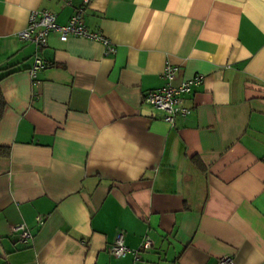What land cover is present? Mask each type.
Listing matches in <instances>:
<instances>
[{
    "label": "crops",
    "instance_id": "1",
    "mask_svg": "<svg viewBox=\"0 0 264 264\" xmlns=\"http://www.w3.org/2000/svg\"><path fill=\"white\" fill-rule=\"evenodd\" d=\"M79 4L0 0V264H264V0H91L113 55L19 40L30 13L62 26ZM166 63L171 87L204 77L173 125L142 102ZM118 232L152 247L115 258Z\"/></svg>",
    "mask_w": 264,
    "mask_h": 264
},
{
    "label": "built area",
    "instance_id": "2",
    "mask_svg": "<svg viewBox=\"0 0 264 264\" xmlns=\"http://www.w3.org/2000/svg\"><path fill=\"white\" fill-rule=\"evenodd\" d=\"M73 0H66V5L71 6ZM79 6L75 9V13L69 21L62 26L56 23V17L48 11L32 12L28 17L27 28L18 35L22 42L30 43L39 51L47 46V38L51 33H58L59 39L64 42L69 36L89 39L100 42L104 49L105 55H113L115 47L99 34L90 33L83 21L82 14L84 9L88 7L91 0H78ZM45 67V62L41 57L35 55L33 66L30 70V76L35 79L39 70ZM177 68L166 63L162 73L163 79L167 82L166 86L147 92L142 97L143 104L159 110L164 114V121L169 125H173L177 116H186L189 110L181 106V98L183 95L189 94L192 88L201 85L204 82L203 76H196L190 80L183 81L178 87H171L169 83L174 79ZM40 222V219H37ZM13 232L19 234V242L23 245L27 244L31 236L24 225L17 226ZM152 247V242L145 239L140 250L131 251L127 249L123 242V234L118 232L115 240L111 245L109 252L115 258H122L127 254H132L137 261L139 251H147ZM218 264H233L231 257L225 256L218 260Z\"/></svg>",
    "mask_w": 264,
    "mask_h": 264
},
{
    "label": "trees",
    "instance_id": "3",
    "mask_svg": "<svg viewBox=\"0 0 264 264\" xmlns=\"http://www.w3.org/2000/svg\"><path fill=\"white\" fill-rule=\"evenodd\" d=\"M0 103H2V101L0 100Z\"/></svg>",
    "mask_w": 264,
    "mask_h": 264
}]
</instances>
